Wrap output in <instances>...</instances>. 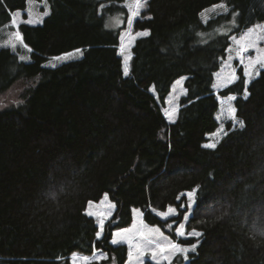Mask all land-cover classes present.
<instances>
[{
    "label": "trees",
    "instance_id": "obj_1",
    "mask_svg": "<svg viewBox=\"0 0 264 264\" xmlns=\"http://www.w3.org/2000/svg\"><path fill=\"white\" fill-rule=\"evenodd\" d=\"M47 1L43 23L18 28L31 61L0 49V96L31 80L0 109V264H71L73 253L96 250L108 256L101 264H125L129 249L113 245L112 233L132 224L135 208L182 247L198 242L190 264H264V69L244 99L238 67L219 95L236 97L244 126L229 124L214 149L203 147L219 127L216 73L231 38L264 22V0H147L134 28L150 34L136 39L128 76L119 54L127 0ZM27 2L0 0V27ZM221 2L227 11L204 20ZM113 14L124 24L108 29ZM76 49L81 56L46 66ZM181 77L187 92L169 123L162 108ZM194 190L186 228L202 235L183 239L175 235L187 211L182 194ZM106 194L116 210L97 239L85 209ZM169 206L180 214L164 221L154 212Z\"/></svg>",
    "mask_w": 264,
    "mask_h": 264
},
{
    "label": "snow or ice",
    "instance_id": "obj_2",
    "mask_svg": "<svg viewBox=\"0 0 264 264\" xmlns=\"http://www.w3.org/2000/svg\"><path fill=\"white\" fill-rule=\"evenodd\" d=\"M136 3V10L132 11L131 15L128 18V24L131 25L133 22V17L139 16L140 12L139 9L142 7H146L147 0H135ZM225 11L227 8L225 7ZM50 14L49 11H45L42 14H35L30 13L31 18L27 19L26 21L20 19L18 23V19L21 17V13L19 11L11 14V26L14 28H19V24L26 23L27 25H37L42 23V17H46ZM264 28H260V26H256L254 29H250L247 33L241 36L239 39L232 37L231 39L235 42L238 46L235 50L236 58L239 60L240 66L243 68V76L245 77L244 80V99H247L248 92H247V85L251 82L252 79H255L260 74V70L264 69V50L258 48V41L264 40ZM150 33L148 31H141L136 33V37H146ZM121 45H120V55L124 57V67H123V75L128 76L129 74V67L128 61L131 59V55L128 52L127 46L123 43V36L121 37ZM9 44L15 48L16 43H20L23 47L27 48L26 44H23V37L19 31H16L10 37L8 41ZM253 50L257 53L255 57L246 56L245 54L249 51ZM31 51V49H29ZM76 53L82 52L80 49L75 50ZM229 52L233 51L232 48L228 49ZM71 58V54H64L63 56L54 57V60H62L66 61ZM21 60H24L25 57H21ZM233 57L230 55L228 60L231 61ZM55 67L54 64L51 65ZM230 67V65H229ZM239 77L235 75V70L229 75L225 77H221L220 74H217V83L213 84V88H224L230 84H233ZM176 83H180L177 81ZM235 96H230L229 100H235ZM177 112V108H172L171 111L168 109H164V115L167 117L170 123L174 122V116ZM227 112V119L232 120L233 122V130L235 126L238 124L240 128H243V121L236 120V108L229 104L228 108L226 109ZM219 119V117H217ZM224 132L223 126L219 129L217 133H213L212 136L216 138V143L219 142L220 133ZM227 135V133H224ZM216 143L210 142L203 145L205 148L214 149L216 147ZM195 191V190H194ZM185 195V194H182ZM188 204L183 205L181 204V209H193L194 208V192L186 193ZM106 199V195H105ZM180 197H177L179 200ZM105 205V201H101L99 206L101 207ZM107 211H99L93 210L94 204L92 201L88 202V207L85 209V214L88 217H95L97 220V228L96 237L100 239L103 235L105 223L106 221L112 216L111 209L114 207L112 204H107ZM138 211V210H137ZM168 215H178L177 209L172 208L171 206L168 207L166 213H161V216L167 218ZM191 218H194L193 213H188L184 216V221H187ZM142 224V222H141ZM172 226L169 225V228ZM175 235L177 237L183 239L189 238H197L202 235V233L198 232L197 230L193 229L191 231L186 230V224L181 222L178 227L175 229ZM113 239L111 243L116 245L118 243H126L129 251H128V258L129 264H145L144 257L148 256L152 264H172V261L175 259L177 255H182L183 259L185 260L186 264H190L188 261V253L195 252L197 244H192L190 247H182L179 243L174 242H167V243H160L158 242V238H162V233L159 229H144L142 226L137 227L136 224L129 229H120L112 233ZM108 259L106 254L96 253L94 261L92 258L88 256H83L78 258L77 254H73L71 259V264H101L102 261Z\"/></svg>",
    "mask_w": 264,
    "mask_h": 264
},
{
    "label": "rangeland",
    "instance_id": "obj_3",
    "mask_svg": "<svg viewBox=\"0 0 264 264\" xmlns=\"http://www.w3.org/2000/svg\"><path fill=\"white\" fill-rule=\"evenodd\" d=\"M141 3H143V0H141ZM126 4H127L128 12L131 15L132 11L136 10L135 0H127V3ZM225 7L227 8L225 2L218 3V4L214 5V6L206 9L202 13V17H203L204 20H207V19L211 18L212 16H216V15L224 12L225 11ZM143 8L144 7H142V8L139 9L140 14H141ZM17 11H19L22 14L21 17L18 19V23H19V20L20 19L26 21L27 19L31 18L30 13L42 14L45 11L51 12V8H50V4L48 3L47 0H28L26 8L25 9H21V10H17ZM17 11H15V12H17ZM15 12H13V13H15ZM139 16L133 17V22H132L131 25H129L128 22H127L126 28L124 29V31L121 34V37L123 36V43L127 46L128 52L131 55V59L128 61L129 73H130L131 61H132V58H133L132 48L134 46V43H135L136 39L139 38V37H136V33L137 32H141V31H144V30H136L134 28V21ZM45 18L46 17H42V21H44ZM235 21H236V16H235V19H234V23H235ZM21 24H23V23H21ZM123 24H124V15L123 14H113V15H109L106 18V21H105V26L108 29H117V28H119ZM256 26H260V28H264V22L257 23L254 26H252V27L248 28L247 30H245L240 35H237V36H234V37L236 39H239L241 36H243L245 33H247L250 29L256 28ZM16 31H18V28L12 27L11 26V22L9 24H7V25H4V26H1L0 27V49L3 48V47H10L12 49V51L19 57V59L21 57H25L24 60L27 61V62H29V61H31V52H32V49L26 43H24V41H23V44H26L27 45V48L23 47L20 43H16L15 48H13L12 45L8 43V41L10 40V37ZM262 34H264V33H262ZM121 42L122 41H121V38H120V45H121ZM120 45H119V52H120ZM237 47L238 46L233 41V45H232L233 51L229 52L228 56L223 61L222 65H221V67L219 69V71L216 73V76H215L216 83H217V74H220L221 77H225V76H229L233 72V70H235V75L237 76V69H238V67H242L239 64V60L236 58V52H235L234 49H236ZM258 48L264 50V40L258 41ZM29 49H31V51H29ZM65 54H71V58L68 59V60H71L73 58H76V57L81 56V54L80 53H76V51L70 52V53H65ZM63 55L64 54H62L60 56H63ZM230 55L233 57V59L231 61L228 60V57ZM245 55L246 56L255 57L257 55V53L255 51H253V50H249ZM54 57H59V56H54ZM54 57L48 58V60L46 62V66L52 67L51 66L52 64H54L55 66H57V65L65 62V61H62V60H54L53 59ZM121 57H122V60H123V67H124V57H123V55H121ZM68 60H66V61H68ZM229 65H230V67H229ZM177 81H180V83H176ZM185 81H186V77H181V78L177 79L173 83V85L171 87V91H170L169 95L166 98V104L162 108L163 113H164V109H168L169 111H171L172 108H177V112H176V114L174 116V121L177 119L178 112H179V109L181 107L180 106V100H181V98L184 95H186V92H187L186 87H185ZM30 83H31V80L30 81L29 80H20V81L16 82L9 90H7L6 92H4L0 96V109L1 108H4L5 106H8V105H10V104H12L14 102H16L17 100H19L20 99V96H21V94H22V92L24 90V87L25 86H28ZM224 88H226V87H224ZM224 88H215L216 89V92L215 93L218 94V98H219V101H220V107H219V110L217 112V117H219V119H217L218 122H219V127L213 133H217L219 131V129L221 128V126H223V129H224V132H221L220 133L219 142L226 136L224 134L225 132L227 134L229 133V127H228L229 124L232 125V129H233V122H232V120L226 118V116H227L226 109L228 108L229 104H231V106L235 107V105H234L235 100H232V101L229 100V97L230 96H234V95H230V96H227V97L220 96L219 95V92L222 89H224ZM166 119H167V117H166ZM236 120L237 121H242L237 116H236ZM167 121H168V119H167ZM237 127H239L238 124L235 126V128H237ZM213 133H211V134L208 135V141L206 143H210V142L216 143V138H214L212 136ZM219 142L216 143V146L219 144ZM192 192H194V201L196 203V192L195 191H192ZM186 193H188V192H186ZM186 193H185V195H186ZM186 198H187V196H186ZM101 201H105V205L104 206H101V207H96V206H99L100 205V202ZM92 202L94 204L93 210H99V211H107L106 205L109 204V203L112 204L114 207L111 209V211H112V216L114 215V212L116 210V206L111 201V199L109 198V196L107 194H106V199H105V195H104V197L100 201H92ZM187 204H188V199H187ZM194 206H195V204H194ZM172 208L177 209L178 215L180 214V210L178 208H176V207H172ZM192 211H193V209H188L187 208V211L184 213V216L186 214H188V213H192ZM154 212L156 214H158V216L161 219H163L164 221L165 220L172 219V218H175V217L178 216V215H168L167 218H164V217L161 216V213H166L167 210L166 211H158V210H155ZM141 215H142V211L140 209L135 208L133 210V222H132V224L130 226H133V224H136L137 227H141L142 226L144 229H159L160 232L162 233V238H158V242H160V243H167L169 241L172 242V238L170 237V235L165 230H163L161 227L155 226V225H154L153 228L152 227H147V225L145 226L146 223L144 222V219H141ZM184 216H183V221L182 222H184L186 224L188 220L187 221H184ZM107 221H106V223H107ZM141 222H142V224H141ZM173 224L174 223H172V226H173ZM167 227L169 228V226H167ZM122 229H124V228H122ZM117 230H120V229H117ZM186 230H187V228H186ZM198 238L200 239L201 236L198 237ZM118 244H116V245H118ZM187 247H190V246H187ZM96 253L106 254L102 250H96L91 255H86V254H83V253H80V252H75V254H77V257L78 258L83 257V256H88V257L92 258V260L95 259V254ZM190 253L191 252L188 253V259H189V254ZM73 254L70 256V259H72ZM177 256H182V255H177ZM147 259H149V257L148 256H145L144 257V261H146Z\"/></svg>",
    "mask_w": 264,
    "mask_h": 264
},
{
    "label": "crops",
    "instance_id": "obj_4",
    "mask_svg": "<svg viewBox=\"0 0 264 264\" xmlns=\"http://www.w3.org/2000/svg\"><path fill=\"white\" fill-rule=\"evenodd\" d=\"M141 219H144V214H143V212H142V215H141ZM145 222V221H144ZM146 223V222H145ZM147 225V227H154V225H150V224H145V226ZM132 226H130V227H126V228H124V229H129V228H131ZM117 231V230H116ZM172 242H174L173 240H172ZM174 243H176V241L174 242ZM119 244H126V243H119ZM177 257V256H176ZM175 257V258H176ZM182 260H184L183 259V256H182ZM189 260V259H188ZM174 261V260H173ZM184 262H185V260H184ZM129 263V258H128V260H127V262L125 263V264H128Z\"/></svg>",
    "mask_w": 264,
    "mask_h": 264
}]
</instances>
